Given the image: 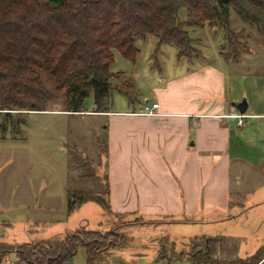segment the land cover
I'll return each instance as SVG.
<instances>
[{"label":"rangeland","instance_id":"rangeland-1","mask_svg":"<svg viewBox=\"0 0 264 264\" xmlns=\"http://www.w3.org/2000/svg\"><path fill=\"white\" fill-rule=\"evenodd\" d=\"M179 17L182 21L187 18L185 9H180ZM231 27L235 31L243 30V33L239 32V37L237 36L241 41V55L247 49L249 51L250 48H253L250 53L251 57L260 60L248 61L245 64L239 63L241 55L238 58L231 56V60L228 61L231 64H227L222 55V52L225 51L221 50L225 43V35L220 28H214L208 24L188 27L193 44L198 50L189 60L185 57L178 58L177 49L173 44L163 43L159 46V38L153 34H147L146 37L138 40L141 50L134 62L126 59L120 51L116 50L115 62L111 65V69L121 76L130 78L135 83L138 89V102L131 105L123 93L115 91L112 94V109L117 111L115 113H123L129 106L139 108L138 104L140 103L141 107L147 103L151 104L158 98L157 90L165 86V79L171 78L174 81L182 77V74L191 72L195 67L201 68L206 64L227 75L226 94H231L233 100L243 97L240 100L246 98L249 101L250 108L246 114H254L253 111L263 114L264 38L258 36L256 30L244 25L234 12L231 15ZM250 36L254 38L251 39ZM228 49L229 44L227 43L226 52ZM255 52L257 54H253ZM189 62L194 63L190 64ZM47 85L48 88H52L51 83H47ZM172 89L174 88L172 87ZM202 89L207 90L209 87ZM62 93L63 91L52 101L49 100L46 104L47 110H12L7 113L5 109H0V231L4 234L0 236V241L19 243L51 238L54 235H64L80 229L82 227L80 222L83 219H88L91 229L100 228L98 220L109 221L105 226L112 228L109 225L111 224L109 214L97 202L88 203L71 216H67L68 210L65 208L68 200L67 188L90 190L96 194L100 191L101 197L105 196L107 183L104 178L107 173V157L110 152V133L104 126L109 123L111 116L107 113L96 114L92 97H88L86 100L87 111L76 114L66 113ZM210 93L199 90L201 95L199 107L203 108L207 99L213 98L215 102V95L212 96ZM178 95L173 90L168 94L173 99H176ZM225 97L226 108L232 111V113H227V119L229 118L228 120L236 125L241 120L236 116L240 113L232 105L231 97H227V95ZM203 98L206 99L203 100ZM207 108L214 107L209 104ZM228 110L225 111L228 112ZM158 115L152 116V118L158 119ZM202 116L203 113L194 114L191 119L196 121L195 119H200ZM244 120L248 122L247 127L237 129L236 135H242L247 131L246 137L255 134L256 139L257 133V138H262L264 117L245 115ZM236 135H234L235 140ZM236 146H238L236 141H233L232 148H236ZM244 147L245 149L238 146L237 150H244V152L249 150L253 152V157L261 158L264 144L249 143ZM6 215L17 222H14L13 226H8V222H2L6 219ZM131 216L133 218V215ZM28 217L29 219H27ZM32 218L38 222H33ZM24 220H28V223L24 224ZM193 226H198L200 230L203 229L206 232L196 233L197 237H227L226 223L188 225L170 222L166 224L142 223L139 221V223L130 225L133 230L132 234H126V242L116 247L118 248L116 250L144 252L143 256H136L135 264L144 262L149 264H195L192 249L187 250L183 244L192 239L187 237V234L191 232ZM251 240L248 248L245 247L242 240V242L237 240L235 246L226 245L223 256L227 257V263L240 264L235 262V258H246L256 253L257 249L264 244L263 239L255 247V241ZM106 251L108 250L99 252ZM159 251H162V255L167 256L160 259ZM263 252L260 250L257 254H260L261 257ZM84 253L85 248H79V254ZM17 257L15 252H11L5 256L2 262L18 261ZM220 261L223 263L222 258Z\"/></svg>","mask_w":264,"mask_h":264},{"label":"trees","instance_id":"trees-1","mask_svg":"<svg viewBox=\"0 0 264 264\" xmlns=\"http://www.w3.org/2000/svg\"><path fill=\"white\" fill-rule=\"evenodd\" d=\"M182 8L187 13L184 21L179 17ZM232 12L264 36V0H0V109L47 110L49 100L62 91L64 110L71 113L87 111L88 97L94 111L109 112L115 91L134 104L135 83L111 69L116 50L134 62L141 50L138 40L153 34L159 46L173 44L178 58L189 60L198 50L188 27L208 24L223 31L221 50L228 62L242 52L237 36L243 30L231 27ZM109 190L107 183L102 198L100 193L68 189V213L88 200L111 212ZM125 242V234L117 230L86 227L28 242L1 240L0 264L11 252L20 264H67L81 247L90 263L99 251ZM236 243L228 237L199 236L183 244L192 249L195 264H230L223 253L226 245ZM166 256L159 251L160 259ZM262 258L256 253L235 262L258 264Z\"/></svg>","mask_w":264,"mask_h":264},{"label":"crops","instance_id":"crops-1","mask_svg":"<svg viewBox=\"0 0 264 264\" xmlns=\"http://www.w3.org/2000/svg\"><path fill=\"white\" fill-rule=\"evenodd\" d=\"M252 51L253 48L249 51L247 49L241 55L239 63L260 60L251 57ZM226 76L217 68L205 64L182 74V77L174 81L171 78L165 79V86L157 90L158 98L154 100L159 103L157 110L160 115L141 113L149 103L143 107L140 103L139 108L129 106L123 113H115L117 111L113 109L109 112H96L111 116L109 123L104 126L110 133V152L104 180L110 188L108 197L111 212L107 213L111 229L126 236L132 234L133 226L130 228V225L141 220L157 224L226 223L227 237L239 242L242 240L246 248L251 239L255 241V247L264 239V150L260 159L253 157L252 151L237 150L238 146L245 149L244 146L249 143L264 144V134L262 138H257L256 133V139L255 134L246 137L247 131L236 135V130L246 128L248 122L244 120L243 124L238 122L234 125L227 119V113L232 111L226 108L225 96L231 97L233 106L234 101L243 97L233 100L231 94H226ZM203 87L209 89L204 90ZM172 90L179 94L176 99L168 96ZM199 90L211 92L216 97L215 102L213 98L207 99L206 105L199 107ZM209 104L214 108H207ZM249 108L248 101L246 113ZM199 113H203L202 118L195 119L196 121L191 119L192 115ZM246 113L247 116L264 117V113L257 114L256 111H253L254 114ZM156 115L158 119H153L152 116ZM233 141L238 145L236 148H232ZM68 189L80 190L67 188V191ZM95 202L97 201H85L71 213L67 211V216L88 203ZM67 206L68 200L66 210ZM3 221L8 222V226L17 222L9 216ZM33 222L38 221L34 219ZM98 222V230H111L106 228L109 221ZM27 223L28 220H24V224ZM80 225L91 229L88 219L81 220ZM196 233L206 232L193 226L187 237L193 239L197 237ZM1 235L4 234L0 231ZM116 249L118 248L98 252L94 257L99 255L97 261L93 258L90 263L87 261L86 249L81 255L78 250L67 264H135L136 256L144 254ZM260 250L264 251V244L256 253ZM1 264L20 263L10 260V263L4 261ZM258 264H264V254Z\"/></svg>","mask_w":264,"mask_h":264},{"label":"built area","instance_id":"built-area-1","mask_svg":"<svg viewBox=\"0 0 264 264\" xmlns=\"http://www.w3.org/2000/svg\"><path fill=\"white\" fill-rule=\"evenodd\" d=\"M158 107H159V103L158 102H153L151 105H146L145 109L141 112L142 114H147V115H155L158 114ZM237 117H240L241 120L239 122V124H243L244 123V116L245 114H238L236 115ZM144 264H149V263H144ZM160 264V263H157ZM170 264V263H169Z\"/></svg>","mask_w":264,"mask_h":264},{"label":"water","instance_id":"water-1","mask_svg":"<svg viewBox=\"0 0 264 264\" xmlns=\"http://www.w3.org/2000/svg\"><path fill=\"white\" fill-rule=\"evenodd\" d=\"M214 7H215L216 11L219 12L218 6L217 5H214ZM233 104L239 110V112L241 114H245L246 113L247 108H248V101H247L246 98H244L241 101H234Z\"/></svg>","mask_w":264,"mask_h":264}]
</instances>
